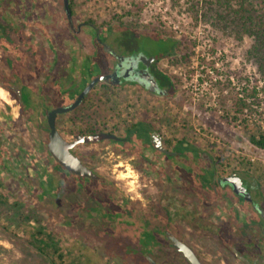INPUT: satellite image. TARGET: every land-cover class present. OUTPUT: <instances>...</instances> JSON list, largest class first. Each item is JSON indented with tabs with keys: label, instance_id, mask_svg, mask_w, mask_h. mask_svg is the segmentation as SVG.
<instances>
[{
	"label": "rangeland",
	"instance_id": "obj_1",
	"mask_svg": "<svg viewBox=\"0 0 264 264\" xmlns=\"http://www.w3.org/2000/svg\"><path fill=\"white\" fill-rule=\"evenodd\" d=\"M215 2L74 0L75 22L93 19L91 23L101 29L100 33H96L97 38H103V30L107 27L112 31L117 25L119 29L120 25H125L123 28L130 29L129 33L135 36L144 31L141 48L146 54L156 56L168 48V39L178 42L172 55L162 56L158 61L159 69L172 79L171 94L148 96L128 86L117 92L112 88L111 80L101 81L91 91L87 104L71 112V127L73 130L79 127V117L84 116L93 117L92 120L98 118L104 127L115 124L114 116L120 117L118 121L124 127L135 119H144L157 131L167 133L170 142L182 137L189 138L212 154L213 163L218 165L221 173L227 174L236 169L253 173L264 193V148L256 146L249 139L252 133L264 134V76L246 56L250 38L240 40L234 31H225L223 26L215 27L212 20L205 16L209 8L217 6ZM3 14L10 16L11 20L3 18ZM0 22L7 27L12 39H56L60 58L68 55L66 48H63L68 40L73 45H76L75 39L86 42L81 46L82 50H72V73L62 76L67 86H58L59 80L56 82L57 90L66 88L67 101L72 98L74 90L84 86L79 70L90 78L81 62L93 50L88 39L95 37L91 38L88 27L77 35L72 33L66 21L63 0H0ZM16 25L23 27L20 29L25 33H17ZM112 36L109 38L113 39ZM100 49L102 52V47ZM102 54L104 56V52ZM90 57L92 60V55ZM105 59L101 73L108 71L106 67L109 62ZM28 60L31 61L22 68L24 76H27L28 69L33 68L32 58ZM6 61L7 54L0 49L1 69L7 70ZM56 74L58 78L60 72L57 70ZM241 99L251 101L250 110H237ZM60 101L62 99L56 100L62 103ZM61 119L65 120L64 116ZM135 129L130 145L140 146L150 142L153 134L150 125L140 124ZM62 133L65 132L62 130ZM47 142V131L40 128L36 120L27 119L19 107L7 103L0 96V193L7 196L9 204L0 208V246L3 247L0 250V264H45L43 260L51 264L50 258L42 255L30 243V233L39 225L36 218L48 230L56 231V236L62 239L65 264H148L144 254L137 251L139 245L134 237L109 232L99 221L96 223L85 216L77 217L70 208L66 209L69 202L78 203V195L74 193L73 198L69 196L67 173L58 167L47 150ZM90 147L96 152L95 165L102 175L118 182L121 194H141L137 186L140 183L135 181L137 171L133 168V160L121 157L114 160L116 155L106 154L110 149L103 145ZM118 163L124 165H116ZM83 182L87 187L97 189L106 186L105 181ZM109 195L105 191L98 196L108 200ZM80 196L85 202L91 199L86 192ZM81 207L78 203L75 212ZM153 211L158 210L153 208ZM27 212H33L35 218L24 219L23 215ZM95 224L105 227V230L101 234L87 230V226L92 228ZM144 236L140 235L141 242ZM145 237L152 238L151 235ZM191 238L194 244L198 243L205 249L202 254L209 264H239L233 254L220 246L213 236H204L199 231V235L194 234ZM174 254L176 252H170V255Z\"/></svg>",
	"mask_w": 264,
	"mask_h": 264
},
{
	"label": "flooded vegetation",
	"instance_id": "obj_2",
	"mask_svg": "<svg viewBox=\"0 0 264 264\" xmlns=\"http://www.w3.org/2000/svg\"><path fill=\"white\" fill-rule=\"evenodd\" d=\"M71 13L73 26L65 10L66 21L72 33L77 35L88 27L91 38L95 37V39H88V42L92 44V52L82 58V67L90 77L88 78L83 70H79L81 77L83 75V84L86 80L90 81L98 76L114 74L106 80L112 81V88L117 92L128 86L148 96L171 94L172 86L163 81L165 79L163 75L167 74L158 67V61L162 57L157 59L156 55H148L141 48L144 31L135 36L129 33L130 29L123 28L125 25H120V29L117 25L112 31L108 27L105 30L102 29L103 38H97L96 33L101 32L100 28L89 21L75 22L72 10ZM111 34L113 39L109 38ZM75 41H77L76 45H73L70 40L64 43L63 48H66L68 55L60 58L56 39H0V49L7 54V70L0 68V87L8 94L4 99L7 103L19 107L27 119L36 120L38 126L47 131V137L50 131L48 111L73 103L89 83L88 81L81 89L71 91L72 98L77 92L75 99L66 100L67 83L63 82L62 76L72 73V50L78 52L82 50L81 46L86 44L82 39H75ZM142 43L145 44L143 41ZM90 55L92 60L91 57L89 58ZM30 57L33 68L28 69L27 76H24L22 68L25 63L31 61L28 60ZM103 58H106L109 65L106 67L108 71L103 70L101 73ZM57 70L60 72L58 78ZM58 80V86L61 84L65 86L64 89L57 90ZM101 81L105 80L96 82L77 107L58 113L55 118L59 133L71 142L77 135L101 132L118 137V139L105 138L97 142H80L71 149L72 153L85 165L103 178L94 179L74 174L60 165L52 156L58 167L63 168L67 173L69 196L73 198V194L76 193L78 203L82 206L80 210L76 209V213L74 208L78 206V203L69 202L66 204V209L70 208L69 210L77 217L85 216L95 220L96 223L99 221L100 225L106 226L109 232H120L134 237L139 245L137 251L144 254L148 264H190L174 246L169 238L170 235L186 243L203 264H209L202 254L205 249H202L198 243L194 244V239L191 238L194 234L199 235V231H202L204 236H213L220 246L233 254L239 264H264V193L261 183L253 173L241 169L227 174L221 173L218 165L213 163L212 154L201 149L189 138L182 137L175 142H170L167 133L157 131L144 119H135L124 127L118 121L120 117L114 116L112 119L115 120V124L104 127L101 121L97 120L98 118L92 120L93 117L84 116L79 117L81 125L75 130L72 129L71 112L87 104L91 91ZM7 96L10 98L8 99ZM59 99H62L60 101L62 103L56 102ZM67 114L69 115L66 116ZM61 116H64L65 120L62 121ZM137 123L150 125L153 128V134L149 143L132 146L130 138L136 132L134 126ZM158 143L161 148L157 147ZM93 145H103L110 149L106 151V154L116 155L114 160L118 157L133 160V168L137 171L135 181L140 183L137 185L140 195L121 194L118 182L101 174L99 167L95 165L96 152L94 153L90 147ZM47 150L49 151L48 147ZM201 158H203L202 161ZM200 163L202 164L198 167ZM224 176H238L250 198L237 193L229 182L223 181ZM117 177L118 174L115 178ZM83 180L105 181L106 186L103 189L87 187ZM105 191L110 193L108 200L98 196ZM82 192L88 193L91 199L85 202L83 196H80ZM153 208L158 211H153ZM87 228L100 234L105 230V227H98L97 224L95 227L87 226ZM141 234L151 235L152 238L148 239L144 236L141 242L139 239ZM170 252H176V255L172 256Z\"/></svg>",
	"mask_w": 264,
	"mask_h": 264
},
{
	"label": "trees",
	"instance_id": "obj_3",
	"mask_svg": "<svg viewBox=\"0 0 264 264\" xmlns=\"http://www.w3.org/2000/svg\"><path fill=\"white\" fill-rule=\"evenodd\" d=\"M217 6L209 8L205 16L212 20L215 27H222L227 31L235 32V36L243 40L244 37H249L251 42L246 49V56L249 60L253 61L259 71L264 76V0H216ZM70 8L74 13V0H70ZM3 18L6 20H11V17L3 14ZM89 22H94L93 19L88 18ZM134 26V25H131ZM17 33H23V27L15 26ZM44 28V27H43ZM46 29V28H44ZM25 33V32H24ZM22 36V35H21ZM24 36V35H23ZM0 39H12L9 36V31L7 27L0 22ZM167 47L165 52L157 56L159 59L165 55H172L174 53L175 47L177 46V40L168 39ZM165 78L163 81L169 85H173L171 77L163 75ZM89 80H86V84ZM77 92L74 94L73 99H75ZM248 99H241L239 101L240 106L237 108L239 111H244V109H251L252 104ZM141 123L135 124V128ZM142 125V124H141ZM259 134V133H258ZM250 141L260 148H264V134L257 135L252 133L249 136ZM60 166V165H59ZM8 198L0 193V208L7 207ZM3 209V208H2ZM4 211L6 212L5 208ZM0 209V213H1ZM8 216V214H5ZM35 218L33 212L25 213L23 218L30 220ZM38 221V227L30 233L31 240L30 243L37 248V250L45 257H49L51 264H65L63 262L64 252L62 246V239L56 236V231L48 230L44 225L41 224V220L36 218ZM3 247L0 246V250ZM60 259V261H57ZM47 263V261L43 260ZM45 263V264H46ZM48 264V263H47ZM67 264V263H66Z\"/></svg>",
	"mask_w": 264,
	"mask_h": 264
},
{
	"label": "water",
	"instance_id": "obj_4",
	"mask_svg": "<svg viewBox=\"0 0 264 264\" xmlns=\"http://www.w3.org/2000/svg\"><path fill=\"white\" fill-rule=\"evenodd\" d=\"M64 7L68 16V20L72 23V13L69 6V0H64ZM113 75H102L95 77L90 80L87 86L79 93L77 98L68 106L55 107L48 111V124H49V134L47 147L51 155L67 170L73 172L74 174L86 176L88 178H103L101 175L97 174L87 165H85L79 157L74 155L71 151L73 146L80 142H97L105 138L118 139L117 136L101 132L97 134L90 135H77L74 141L66 140L58 131L55 123V118L58 113L66 112L77 107L86 94L92 89L96 82L100 80H106ZM158 148H161L160 143L157 144ZM223 181L229 182L237 193L250 198L249 193L246 191V187L242 184L241 179L238 176H224ZM169 238L173 241L174 246L187 258L190 264H203L197 257L195 252L183 241L179 240L177 237L170 235Z\"/></svg>",
	"mask_w": 264,
	"mask_h": 264
},
{
	"label": "bare ground",
	"instance_id": "obj_5",
	"mask_svg": "<svg viewBox=\"0 0 264 264\" xmlns=\"http://www.w3.org/2000/svg\"><path fill=\"white\" fill-rule=\"evenodd\" d=\"M0 96L3 98H5V96H6L3 88H1V87H0Z\"/></svg>",
	"mask_w": 264,
	"mask_h": 264
},
{
	"label": "built area",
	"instance_id": "obj_6",
	"mask_svg": "<svg viewBox=\"0 0 264 264\" xmlns=\"http://www.w3.org/2000/svg\"><path fill=\"white\" fill-rule=\"evenodd\" d=\"M249 100V99H248ZM250 101V100H249Z\"/></svg>",
	"mask_w": 264,
	"mask_h": 264
}]
</instances>
